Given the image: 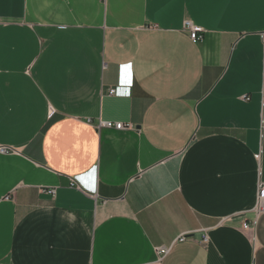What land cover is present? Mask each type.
Returning <instances> with one entry per match:
<instances>
[{"label":"crops","instance_id":"crops-1","mask_svg":"<svg viewBox=\"0 0 264 264\" xmlns=\"http://www.w3.org/2000/svg\"><path fill=\"white\" fill-rule=\"evenodd\" d=\"M0 20V264H264V0H0Z\"/></svg>","mask_w":264,"mask_h":264},{"label":"built area","instance_id":"built-area-1","mask_svg":"<svg viewBox=\"0 0 264 264\" xmlns=\"http://www.w3.org/2000/svg\"><path fill=\"white\" fill-rule=\"evenodd\" d=\"M0 22H1V20H0ZM183 31L189 34L190 39L192 40L193 43H198V42L203 40L202 30L200 28L195 27L189 21L184 23ZM109 95L114 96L115 90H110ZM53 113L54 112L51 111L50 116H52ZM99 128L114 129L117 131H122V130L127 129V127L123 123H113V122L101 123L99 125ZM0 152L5 153V152H7V150L4 148H0ZM255 212L257 214H264V183H260L258 186L257 202H256ZM243 229L249 230L250 225L248 223H244ZM186 240H187V237L183 236L178 240V242H185ZM203 241L205 243H207L208 238L205 237ZM168 253H169V249H159L158 250V254H160L161 257L166 256Z\"/></svg>","mask_w":264,"mask_h":264}]
</instances>
